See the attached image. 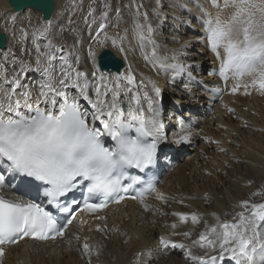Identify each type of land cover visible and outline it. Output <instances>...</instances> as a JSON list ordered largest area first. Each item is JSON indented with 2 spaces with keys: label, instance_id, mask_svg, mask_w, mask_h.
Here are the masks:
<instances>
[{
  "label": "snow or ice",
  "instance_id": "obj_1",
  "mask_svg": "<svg viewBox=\"0 0 264 264\" xmlns=\"http://www.w3.org/2000/svg\"><path fill=\"white\" fill-rule=\"evenodd\" d=\"M211 3L217 14L213 16L202 9L201 23L203 39L220 62L219 76L225 83L229 79L236 81L231 89L233 94L241 87L246 95L249 87L258 86L264 91V0H211ZM34 6L48 7L44 0H34ZM153 11L160 15L159 4ZM143 16L147 19V13ZM10 18L14 21L17 17ZM51 24V20H46L43 31L47 32ZM105 28L106 25H100L95 43L104 47L110 42L127 60L128 49L123 43L126 37H108ZM134 34L141 48L152 45L151 54L145 52L144 59L153 68L170 70L179 76L192 67L181 62L176 54L170 58L175 63H168V58L158 55L150 24L137 20ZM26 35L22 32V38ZM101 35L104 39H100ZM34 46V70L44 77L37 97L33 99L30 90L17 92L23 87L19 75L31 69L28 64L11 79L5 74L3 83L8 87H0V264L6 245L25 238L48 241L64 237L77 211L97 214L109 204H120L126 199L139 200L145 210H151L144 203L145 196L151 193L166 200L157 191L158 180H145L142 175L130 172L139 170L144 176L151 173L159 162L161 146L168 142L160 119L161 89L149 80L152 95L141 91L146 85L137 84L130 67L127 74L117 70L110 78L111 74L102 70L114 60L109 51L101 53L90 45L92 70L87 72L79 69V58L70 62L62 54L64 47L51 40L44 45V51L35 41ZM3 67L0 64V70ZM244 77L251 78L250 85L241 84ZM90 86L95 98L89 95ZM68 89L78 90V95L72 96ZM185 89L188 90L187 84ZM81 98L91 105V112L80 103ZM190 138L185 134L172 143L187 144ZM12 190L30 199L7 198L4 192ZM77 191L80 198L73 196L62 202ZM241 207L244 211L236 213L231 221L221 222L217 217V225L206 227L194 241L209 250L206 257L199 258V264H264V203L243 201ZM173 215L184 222L190 219L193 224L201 219L196 214ZM163 243L167 246L169 242ZM82 251L89 264L93 255H99L88 243L83 244Z\"/></svg>",
  "mask_w": 264,
  "mask_h": 264
},
{
  "label": "bare ground",
  "instance_id": "obj_2",
  "mask_svg": "<svg viewBox=\"0 0 264 264\" xmlns=\"http://www.w3.org/2000/svg\"><path fill=\"white\" fill-rule=\"evenodd\" d=\"M8 1L0 0V31L8 36L6 47L0 50V64L4 66L3 70H0V87H8L3 83L5 74L8 79H11L13 75L21 73L24 64H28L31 65V69L19 75L18 78L23 87L17 89V92L30 90L33 99L37 97L44 77L42 73L34 70L36 56L34 41L40 44L42 51L45 50L44 45L49 40L57 46L65 42L62 54L72 63L79 58V69L91 72L92 65L85 47L89 36L84 32V34L80 32L82 35L78 36L71 29L75 9L82 7L81 0L70 5H67L68 2L65 7L60 6L56 0V10L50 19L51 29L47 30L42 41L36 39L31 33L32 27L36 24L35 17L40 21L43 20L46 25L42 14L33 9L15 12ZM124 1H120L123 9L119 18L115 17L117 20L108 26L105 32L108 37H126L123 43L128 49L127 60L110 42L100 47L98 43H95L96 37L91 46L98 52L109 48L115 55L125 60L126 67L121 74H127L130 67L137 84L146 85L141 91H149L152 95L153 85L149 83V80L154 81L155 86L162 91L160 119L163 133L166 135L168 131L170 141L167 145H171V150L175 151L173 154L167 147H162L159 159L163 173L168 172V175L157 191L163 193L166 200L157 199L156 193L155 196H151L152 193L144 199V203L149 204L151 210H145L141 202L126 201L123 205L109 209L104 215V220L85 218L83 221H77L64 240L44 244L25 242L8 247L3 264L5 259L9 264H89L88 257L82 251L84 243H88L94 252L99 253L92 256L90 264H197L199 258L206 257L209 250L201 248L194 241L198 240L206 227L217 225V217L223 222L227 219L232 220L236 213L244 211L241 203L253 194L249 182L256 176L258 179L264 176V107L260 106L258 109L257 105V109L254 108L255 112L248 111L253 109V104L247 107V103L259 100L258 95L261 94L260 99L264 98V91L259 90L258 86L249 87L247 89L249 94L246 95L245 89L241 87L237 93L233 94L231 89L236 81L229 79L225 83L219 76L220 62L209 50L207 41L202 40L205 42V47H201V42L190 35V31L194 30L203 36L201 19L204 17V12L202 9L213 16L217 14L218 10L213 7L211 0H161L160 15H156L154 11L150 14V24L154 32L152 39L158 46V55L168 58V63H175L176 61L170 58L176 54L181 62L192 66L188 72L179 76H175L170 70L153 68L152 64L144 59L145 52L151 54L152 46L149 49H147L149 46L140 47L133 32L135 21L138 19L137 17L136 20L132 19L130 13L132 10L127 9L128 2ZM151 5L153 10L158 6L155 2ZM144 10L145 8L142 12ZM224 14L227 15V12ZM12 16L17 18L13 21L10 18ZM22 21L30 30L27 38H22V32L19 30V24ZM6 25H11L14 31ZM100 39H104L103 35ZM59 64L60 61L57 60V75H59ZM107 73L111 74L110 78L116 75L115 71ZM89 79L95 83L92 77ZM186 84L188 90L185 89ZM241 84L250 85L251 78L244 77ZM68 91L72 96L78 95L76 89H68ZM220 93L221 96L223 95L220 96L221 101L218 98ZM89 95L95 98L91 86ZM169 100H172L175 105L172 106ZM80 103L88 111H92L87 101L81 98ZM203 104H212L216 107V112L220 110L219 117L224 110H229L225 107L231 106L233 110L230 115L226 112L227 119L218 117L217 126H221L224 131L218 134L210 132L209 126L204 128L203 138L206 141L212 140L211 143L203 141L202 143L197 135L198 127L203 126L205 119L200 111L202 107H205ZM184 108H192L195 114L189 115L188 111L185 113ZM164 111L167 113L163 114ZM246 127L249 130H246ZM214 130H217L216 127ZM185 134L191 137L189 143L183 145L172 143ZM223 134H227V139L221 142ZM231 137L235 139L236 147L240 145V148L228 146L227 143ZM226 147H228L226 151H229L228 158L217 152L218 149L225 150ZM185 151H190V154H193L192 157L186 159L183 164H178L176 160L173 162L172 155L178 158L180 155L183 156ZM171 159L173 161L168 163ZM172 167L174 170H171ZM210 171L213 173L211 177L203 174ZM173 213L189 216L196 214L201 219L198 224H193L190 219L187 222L181 221L179 216ZM98 227L103 230L98 231ZM157 231L158 237L155 236ZM186 232L189 233L188 236L184 235ZM76 237H79V240ZM163 241H168V245L166 246ZM180 244L185 245L181 250H179L180 247H173ZM189 250L191 256H189Z\"/></svg>",
  "mask_w": 264,
  "mask_h": 264
},
{
  "label": "rangeland",
  "instance_id": "obj_3",
  "mask_svg": "<svg viewBox=\"0 0 264 264\" xmlns=\"http://www.w3.org/2000/svg\"><path fill=\"white\" fill-rule=\"evenodd\" d=\"M76 1L77 0H58V2L60 3V6H63V7H65V5L67 4V5H70V3L71 4H75L76 3ZM121 0H81V8L80 9H75V13H74V17H73V19L71 20V29H72V32L73 33H75V34H77L78 36H81L82 34H84V33H87L88 34V36H89V40H88V44H86V51L88 52L89 51V46L92 44V42H93V40H95V38L97 37V32H99L100 31V25H106V28L108 27V26H110V25H112L113 23H114V21L115 20H117L116 18H119V16H120V13L122 12V7H121V5H122V2H120ZM123 2H125L124 0H123ZM127 9L128 10H132V11H130V13H131V15H132V19L133 20H136V19H138V21L141 23V24H146V25H149L150 24V22H151V20H150V18H151V13H153V9H152V3H156L157 5L159 4H161V0H127ZM83 4V5H82ZM150 4V5H149ZM130 5V6H129ZM148 5V6H147ZM80 6V5H79ZM78 6V7H79ZM148 9H147V8ZM132 8V9H131ZM145 8V10H144V12H142L143 11V9ZM95 10L94 12H93V14H92V16H89V13L90 12H92V10ZM147 9V10H146ZM150 10V11H149ZM134 13V14H133ZM143 13H147V19H145L144 18V16H143ZM35 17V16H34ZM93 17H94V19H93ZM116 17V18H115ZM137 17V18H136ZM115 18V19H114ZM136 18V19H135ZM34 20H36L35 21V23L36 24H34V26L32 27V30H31V33H33L34 35V37L36 38V39H38V40H41V39H44L45 38V34L47 33V32H44L43 31V29H44V27H45V24H44V21L42 20V21H40V19H38V18H34ZM150 20V21H149ZM137 21V20H136ZM135 21V22H136ZM146 21V22H145ZM147 21H148V23H147ZM23 22V23H22ZM21 22V24H19V30L21 31V32H26V33H28L30 30H29V27H28V25L27 24H25L24 23V21H22ZM145 22V23H144ZM119 24V23H118ZM151 25V24H150ZM7 27H9V28H11V31H14L13 30V27H11V25H6ZM105 28V29H106ZM51 28H50V26L48 27V30H50ZM133 30H134V27H133ZM132 30V31H133ZM194 30H191L190 31V35L192 36H194V38L195 39H198L199 41L198 42H201L200 43V46L201 47H205V40L204 39H202L203 38V36L201 35V33L200 32H196V31H194ZM80 32L82 33V34H80ZM84 32V33H83ZM134 32V31H133ZM165 32V31H164ZM163 32V33H164ZM154 33V32H153ZM166 33V32H165ZM188 33V32H187ZM80 34V35H79ZM27 36H28V34L26 35V36H24V38H27ZM199 36L201 37V38H199ZM202 40H204V41H202ZM42 41V40H41ZM61 46H63V47H65V42L64 43H62L61 44ZM149 46V47H148ZM151 46L152 45H149V44H147L145 47H148L147 49H149V48H151ZM121 57V56H120ZM125 61V60H124ZM223 96V95H222ZM221 96V97H222ZM259 97H257V99L259 98V100L256 102V101H251V103H247V107L250 105V104H253L252 105V108L253 109H248V111H254L255 109L254 108H256L257 109V107H258V109L260 108V106H262V107H264V98H261L260 99V96H261V94L260 95H258ZM221 97H219V100L221 99L222 100V98ZM220 100V101H221ZM170 101V103H171V105L172 106H174L175 105V103L172 101V100H169ZM258 105V106H257ZM203 106H205V107H202L201 108V113L202 114H204V116H205V119H204V121H203V126H201V127H198V131H199V134H197L198 136H199V139H200V141L202 142H212V140H208V141H206L204 138H203V132H204V128L205 127H207V126H209L208 128V130L210 131V132H214V133H220V132H222V131H224L223 129H222V127L221 126H217V121H218V117H219V111L220 110H217V112H216V107H214L212 104H209V105H204L203 104ZM253 106H255V107H253ZM231 107V106H230ZM230 107H225V108H229V109H231ZM224 108V109H225ZM246 110V109H245ZM183 111L185 112V113H187V111H188V114L189 115H193V114H195V110L193 111H191V110H189L188 108H184L183 109ZM233 111V110H232ZM232 111H230V110H228L227 109V111L226 110H224V113L223 114H221L220 115V117H219V119L220 118H224V119H227L228 118V115H230L231 113H232ZM228 113V115H227V113ZM244 112V111H243ZM255 112V111H254ZM164 113H167V111H164L163 112V114ZM226 113V114H225ZM242 114V113H241ZM222 116V117H221ZM182 118V117H181ZM176 120H178L177 118H175ZM243 119H244V117H243ZM234 122L236 123V121L234 120ZM179 123V122H178ZM210 124H211V126H210ZM246 125V124H245ZM214 127H216V131L214 130ZM220 129H221V131H220ZM246 130H249L247 127H246ZM247 134V133H246ZM226 135L227 134H223L222 136V140H221V142L223 141V140H225V139H227L226 138ZM166 136H167V138H168V142L170 141L169 140V135H168V131H167V134H166ZM206 137V136H205ZM234 140L235 139H232V137L231 138H229V141H228V143L227 144H229L228 146H235V148H240V145H237V147H236V145H235V143H234ZM200 141H199V143H200ZM232 141V142H231ZM167 142V143H168ZM202 142V143H203ZM167 143H166V147L168 148V150H170L171 152H173V150H171L172 149V146L171 145H167ZM228 147H226L225 148V150H222V149H218V151L217 152H219L220 153V155H225V157H227L228 158V152L229 151H226V150H228L227 149ZM211 151H214V150H211ZM192 155L193 154H190V151H185L184 152V155L183 156H179L178 158H176V155H172L173 157H174V160H176L177 161V163L178 164H183V163H185V161H186V159H188L189 157H192ZM173 161V159H171V162ZM228 163V162H227ZM226 163V164H227ZM173 169H171V170H174V167H172ZM171 170H170V172H171ZM204 172V171H203ZM219 172H217V174H218ZM203 174H206V177H211V176H213L212 174V171H210V172H205V173H203ZM168 175V172L166 173V174H164V176L165 177H163L162 179H161V181L159 182V185H158V187L162 184L161 182L163 181V179L164 178H166V176ZM249 186H251V188L253 189V194H252V197H249L247 200H245V201H249L250 202V204L251 203H264V176H263V178L261 179L260 177H259V179L257 178V176H256V178H254V180H252V181H250L249 182ZM155 196V193H153L151 196ZM225 211V210H224ZM224 221H231V219H227V220H224ZM156 237H158V231H157V235H155ZM179 250H181V248H179ZM178 250V251H179ZM183 250V249H182ZM180 253V252H179ZM8 262V260L6 261V259H5V263L4 264H9V263H7ZM198 263H199V261H198ZM197 263V264H198Z\"/></svg>",
  "mask_w": 264,
  "mask_h": 264
},
{
  "label": "water",
  "instance_id": "obj_4",
  "mask_svg": "<svg viewBox=\"0 0 264 264\" xmlns=\"http://www.w3.org/2000/svg\"><path fill=\"white\" fill-rule=\"evenodd\" d=\"M44 2L48 5L46 9H38L34 6V0H9V5L15 10V12H21L26 9H33L37 12H40L42 14L43 19L50 20L53 13L56 10V0H44ZM8 36L7 34L0 31V50L2 48H5L7 45ZM109 51L112 53L114 60L110 64H106L105 67L102 69L103 71H115L117 73V70L119 73L123 71V69L126 67L125 62L119 58L115 53L109 49L105 48L102 52ZM101 52V53H102Z\"/></svg>",
  "mask_w": 264,
  "mask_h": 264
}]
</instances>
